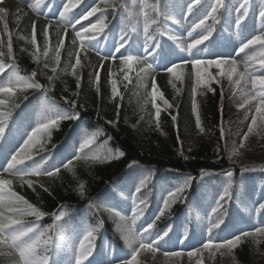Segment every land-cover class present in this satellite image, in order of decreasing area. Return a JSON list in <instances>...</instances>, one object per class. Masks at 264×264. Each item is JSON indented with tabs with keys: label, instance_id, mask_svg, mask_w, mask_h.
I'll return each mask as SVG.
<instances>
[{
	"label": "trees",
	"instance_id": "16d2710c",
	"mask_svg": "<svg viewBox=\"0 0 264 264\" xmlns=\"http://www.w3.org/2000/svg\"><path fill=\"white\" fill-rule=\"evenodd\" d=\"M169 1L158 0L160 8L158 14H162L163 19L158 18L154 13V18L157 21L154 28H158L159 21L169 22L172 20L180 25L177 20L170 18L166 10ZM183 1L186 4L181 7V11L185 16H189L187 4L190 0ZM225 1L229 0H223V2ZM149 2L155 3L157 0H149ZM215 2L216 0H203L202 5L206 4L207 11H210V5ZM125 3L129 5L130 10L140 11V0H125ZM202 5L194 11L201 12ZM0 7L7 10L5 20L8 30L12 33L13 56L15 63L19 66L20 74L28 76L32 71H36L35 79L49 89L48 96L55 101L56 107L60 111H73L70 108V103H65V99L69 102L75 100L77 104L74 111L79 112V119L60 121L58 126L51 130V138L45 145L47 151L57 148L64 138L74 139L75 130H80L82 141L91 133H99L92 150L106 144L114 152L118 149L124 153L118 159L102 163L74 161L75 175L62 168L59 178L53 179L44 176L30 178L39 181L34 183L33 188L14 182V191L24 196L43 212L48 213L38 222L41 227L53 224V214L64 211L66 215L61 222H58L64 236L77 229H81L85 233L86 229L98 227L93 241L92 255L102 238L109 240L112 244L116 242L127 248L122 238V224L119 218L108 211L109 205L114 204L115 201L117 203L121 193L117 191L118 195L115 193L106 194V190L108 191L110 187L114 186L121 177L133 174H138L140 177L138 186L147 177V186L138 195L146 199V207L141 205L143 216L152 212L153 220L160 214L168 192L174 191L177 187L182 186L188 178H191L188 186L176 201L156 221L155 229L180 219L181 215L178 214L182 211L191 214L195 224H198L197 221L203 220V213L197 212L202 209L208 215L211 207L215 205L211 204L206 210L205 208L195 209L193 205L198 207L203 205L215 188L216 184H213L215 181L227 186L228 172L232 173L231 196L237 190V185L242 178L246 181L257 180L253 189L256 191L259 188L261 191V199L256 201L257 208L260 209L264 203V171H261L264 168V137L256 136V142L251 146V153L243 154L242 158L234 163L229 160L228 145L230 143L229 141L225 142L221 137V130L234 118L238 110L227 95L228 82L223 77H217L219 83L213 80L207 86L202 85L196 88L194 95L192 91L195 86L193 68L186 66L177 70L183 76L182 81L176 80L169 74L167 80L159 82L157 92L162 93L164 99L168 100L172 107H167L162 100L157 99L156 103L161 109L159 127H157L156 109L152 106L150 95L140 96L134 90L126 91L128 81L123 78L120 63L115 65L118 71L115 80L119 92L116 97L112 96L109 81L99 80L97 84L95 79H90L82 82L81 77L86 62L84 52L81 53V66L76 69V76L72 75L71 64L75 62L76 51L72 43L65 44L61 50V62L57 71L52 73L51 68L56 66L52 57L58 44V36L52 35L54 40L50 41L49 56L45 58L42 55L45 39L37 35V44L41 52L40 60L37 63L32 56L35 49L28 42L31 38L29 22L19 11L9 12L4 4ZM112 13L123 17L125 15L119 8L116 10L109 8L104 14L105 21ZM221 17L222 7L217 13L219 22ZM131 22L134 26L136 25L135 20H131ZM208 23L211 24L212 21L209 20ZM217 24H215V28ZM137 28L142 29V24ZM0 36L4 39V46L0 50L5 53L4 56H0V62L11 64L13 61L7 56V35L4 32L3 23H0ZM45 63L49 65L48 68H44ZM209 71L214 76L217 75L214 69L210 68ZM50 75L53 76L52 81L48 80ZM77 77L80 78L79 88H77ZM173 84H175V88ZM209 87L213 91H209ZM177 89H179L178 92ZM24 96H27V99H24ZM37 96H43V92L30 89L25 93H19L15 102L21 105L26 100ZM146 100L147 103H145ZM193 100L197 105L200 127L203 128V131L196 125L197 113L193 110ZM173 116L176 117L175 121L172 119ZM84 154H90V150L85 149ZM248 162L254 163L248 164ZM245 169L250 170L246 171ZM81 182L85 184L83 197L79 195L78 191V184ZM208 183L212 185H208ZM40 184L48 188V191H44ZM159 184H162L165 190H162L163 186L161 188ZM228 205L224 206V223L221 226L245 219L238 216L237 213L229 211ZM244 209L246 210V208ZM260 211L264 212V209ZM232 215L236 216L235 219ZM247 215H251L252 218L255 215L254 220L257 222L261 216V214H255L252 211H248ZM248 218L246 219L248 220ZM27 219L34 220L35 218L28 217ZM205 221L203 227L207 228V219ZM206 228L205 234L208 236ZM220 228L215 229L212 235H217ZM257 240L258 243L254 242L251 237L244 239L230 256H222L219 252L210 254L208 251H204L202 253L204 264H264V237H257ZM58 246L54 235V244L48 252L51 264L56 262ZM76 247H78V243ZM188 252L184 253L182 257H165L162 251L155 254L142 253L139 258L142 264H196L198 257L189 258ZM61 253L65 257L72 258V264H74V250L71 254L66 250ZM16 257L18 259V256L15 255H0V264H15ZM89 259L91 257L85 261V264H89ZM116 264H123V262Z\"/></svg>",
	"mask_w": 264,
	"mask_h": 264
},
{
	"label": "snow or ice",
	"instance_id": "6c2138e0",
	"mask_svg": "<svg viewBox=\"0 0 264 264\" xmlns=\"http://www.w3.org/2000/svg\"><path fill=\"white\" fill-rule=\"evenodd\" d=\"M82 0H67L63 4V10L59 12L58 20L56 21L57 36L59 37L58 44L54 49V56L52 57L56 66L51 68L52 73H56L57 67L61 62V50L65 47V37L68 33V28L71 27L74 31V38L71 41L72 45L78 47L75 51V62L71 64L72 75L76 76V69L81 66V53L85 49H96L99 43V37L104 33L107 28L105 23L104 14L109 8L116 10L121 9L128 21L135 20L136 27L142 24L143 32V53L139 55L134 51H128V48H133L134 45L128 42V32L125 31L120 37V44L116 47L115 52L121 53V49H125L124 53H121L119 57L111 55L113 62L117 58L120 60V71L123 72L124 80L131 82L129 73L134 70V65H143L136 73L138 84H141L145 78L151 76V72L155 71L153 63L149 62L148 57L155 56V49H158L160 45L155 42V35L158 33V29L154 28L157 24L154 18V13L158 14V0L155 3L149 2V0H140V11L134 12L130 10V7L125 0H100V4L92 7L89 11L80 15L77 18L73 14V10L76 9ZM203 3V0H190L187 4V12L189 14L199 8ZM46 6V0H34L29 4L31 10L35 13L42 14V7ZM223 0H216L215 4L210 5L211 10L205 11L202 18H199L198 22H194L187 32V37L191 42H186L179 36H169V39L178 45L179 48L187 52L192 59L185 61L184 63H191L195 73V86L192 91L195 95L196 88L200 86H207L213 80L219 83L217 77H226L227 81L231 85L232 95L238 96L240 103L239 109H246L245 119L250 117V123L247 126V131L243 134L238 146L234 147L230 154V159L238 157L240 150L245 147V142L248 141L249 136L255 133L258 136H264V29L259 30L255 34L244 37L240 40L239 47L236 50V56L244 54V59L238 61L231 57H219L216 59H202L199 58V53L202 49L199 47L203 45L205 41H208L215 31V24L219 23L217 13L219 8L223 7ZM249 0H244L240 4L238 9V15L235 19V28L237 34L241 29L247 15H248ZM7 10L0 7V23H3L4 32L7 35V56L13 61L11 64H5L0 62V77L6 72L7 76L4 79H0V140L5 138L6 131L9 128V122L12 117L13 109L19 108V103L15 102L19 93H25L30 89L39 90L43 92V96L40 103V119L36 125L31 128V131L27 133V138L23 140V143L15 150L10 159L7 160L6 167L3 172L0 173V255L3 256H18V261L15 264H50V258L48 252L54 244V235L56 236V243L59 246H65V237L62 234V228L58 222H61L66 215V212L61 211L59 214H53V224L47 227H41L38 223L48 213L43 212L36 205L30 203L24 196L18 194L13 190L14 182H19L21 186L27 185L29 188H33L34 181L30 177H49L59 178L61 169L74 172V160H84L86 163L107 162L122 157L124 153L120 150L115 152L108 148L107 145L98 146L96 150H92V146L96 144L97 136L99 133H91L83 139L79 145V153L75 155L74 160L69 159L62 165H50L49 158L42 156L40 161L34 160L35 155H39L40 152L47 151L45 145L51 138V130L57 127L62 120H78L79 112L74 111L77 107L76 101L71 102L65 99V103H70L71 112L60 111L55 104V101L48 96L49 89L39 83L35 78L37 76L36 71H32L30 75L23 76L20 74L19 66L15 63V57L13 56L12 46V33L8 30V24L5 20V14ZM100 13V16L95 22H90L87 26L81 24L82 21H88L90 17L96 16ZM262 23H264V8L259 12ZM212 23L209 24L208 21ZM77 25H81L77 29ZM52 27V22H49L44 26V39L45 46L42 55L47 58L49 56V29ZM37 24L36 21L31 25V38L28 42L34 47L35 51L32 53L33 59L40 60L41 52L40 47L37 44ZM60 29H63L61 33ZM199 30V31H198ZM194 33L196 34L194 36ZM23 38V37H21ZM4 46V39L0 36V48ZM4 51L0 50V56H4ZM109 56H104L103 60H108ZM241 65L243 70H240ZM47 63L44 64V68H48ZM180 64L172 63L170 67L166 68V71L170 73L176 80H183V76L177 71L180 68ZM218 69V73L214 76L209 69ZM103 69V64L99 66ZM110 77L114 75L110 71ZM53 76H48V80L52 81ZM80 78L77 77V88H79ZM96 81L99 82V71L96 72ZM112 96L119 95L117 89V81L110 79ZM147 88V85H143ZM175 88V84H173ZM99 90V89H97ZM209 91H213L210 87ZM179 89H177V92ZM151 103L156 109L155 119L157 127H159L160 107L156 103L157 99L163 101L167 107H172L168 100L164 99L162 93L157 92V83L155 76H151ZM27 99V96H24ZM147 103V100L145 101ZM193 110L196 111V125L200 127V119L197 111V105L193 100ZM174 121L175 116L172 118ZM223 135V131L221 133ZM89 149L90 154H84V150ZM31 161V164L26 162ZM250 170V169H245ZM264 171V168L261 169ZM7 173V176L4 175ZM229 178L227 186L223 188L222 193L218 199L213 201L214 205L211 207L210 213L207 215V233L208 240L202 244L201 248H196L193 251H189L187 256L198 257L196 264H204L202 253L208 251L210 254L219 252L223 255H231L233 250L246 238L251 237L254 242L258 243L257 237H264V227H257L253 231H240L239 234L233 235L231 239H225L221 242H215L212 238L213 231L219 229L224 223L223 209L224 204L222 202L231 198V176L232 173L228 172ZM191 178H188L182 186L177 187L174 191L168 192V197L163 202V207L160 209V214L155 220L148 223L142 230L136 227L137 221L143 216V208L146 207V199L142 198L140 194L142 189L147 186V177L141 184L135 188V193L131 199L133 202V210L131 217H125L115 209H108L116 217L119 218L122 228V238L130 250V259L123 261V264H142L140 256L142 253L155 254L160 251L162 244H166L168 241L166 238L169 236L171 228L164 231L162 234L156 233L153 237V230L156 227V221L159 220L167 209H169L188 186V182ZM40 187L44 188V191H48L43 184ZM79 195L83 197L85 195V184H78ZM261 209H264V205L260 206V209L255 210L257 213ZM28 217H34V220L27 219ZM97 228H89L85 230V233L78 241V247L74 248V264H85V261L92 255L93 241L95 239V233ZM183 243V241H181ZM184 253L173 251L164 252L165 257H182Z\"/></svg>",
	"mask_w": 264,
	"mask_h": 264
},
{
	"label": "rangeland",
	"instance_id": "374dc122",
	"mask_svg": "<svg viewBox=\"0 0 264 264\" xmlns=\"http://www.w3.org/2000/svg\"><path fill=\"white\" fill-rule=\"evenodd\" d=\"M232 6H234V3H232ZM262 8H264V4H262L261 2H257L254 4L253 8L250 11L251 14H255L256 20L254 21V23H251V25L249 27H254L253 24H257L258 27H255V31H259L261 29H264V23H262L261 18L259 16V12L262 10ZM234 10H229V12L227 13V16H232L234 14ZM236 15H238V10L235 12ZM29 20L32 23L33 21H36L37 24V28L36 31L38 32V34H41L44 31V27L32 16H29ZM40 24V25H39ZM239 43L240 41L236 40L233 42L232 45L227 46V48H225V52L229 53L230 55H228L231 58H235L238 57L236 56V50L239 47ZM103 55L100 51H94L91 50L90 52H88L87 54V64L85 67V70L83 72L82 78L83 81L86 80H90V79H96V72L99 71V80H110L114 78L115 75V68L113 67V65L111 63H109L107 60H103ZM244 55L241 54L240 57L236 58L238 61H242V59H244ZM214 59V58H211ZM103 64V69L101 70L99 68V66ZM214 68V67H213ZM216 69V68H215ZM217 71H219L218 69H216ZM240 70H243V67L241 65ZM110 71L112 73H114V75H112L110 77L109 73ZM151 76H153V74H151ZM151 76L145 78V80L139 85L142 86L144 84H149L151 83ZM226 80L227 78L224 77ZM132 83L133 85L138 84L137 81V75L133 74L132 75ZM228 95L230 96L234 106L237 107V109L239 110L238 114L230 121L228 122V124H226L225 126H223V135L222 137L225 139V142L229 141V145H228V155L230 157L231 151L234 147L238 146L243 134L247 131V126L250 123V117L246 120L245 119V115H246V109H239L238 108V104L241 102L238 96H233L232 95V88L231 85H228ZM253 136V137H252ZM256 134L253 133L249 136L248 141L245 142V147L243 149L240 150V155L238 157H233V158H229V160L231 162H236L238 161L239 158H242L243 154H247L248 152H252V144H254L256 142ZM259 137V136H258ZM264 137V136H263ZM254 162H248V164H251Z\"/></svg>",
	"mask_w": 264,
	"mask_h": 264
}]
</instances>
